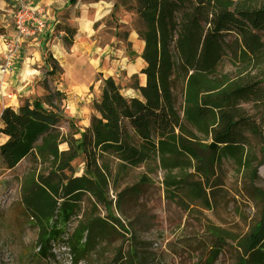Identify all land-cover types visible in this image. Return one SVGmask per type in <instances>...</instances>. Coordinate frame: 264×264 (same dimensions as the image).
Returning <instances> with one entry per match:
<instances>
[{"label": "trees", "instance_id": "1", "mask_svg": "<svg viewBox=\"0 0 264 264\" xmlns=\"http://www.w3.org/2000/svg\"><path fill=\"white\" fill-rule=\"evenodd\" d=\"M250 2L116 0L114 6H127L141 21L136 34L143 42L145 85L134 86L137 95L123 96L113 78H102L88 126L75 131L77 139L62 137L68 149L49 159L38 154L41 129L36 113L56 120L59 116L43 106L51 105L50 99H26L16 109L0 111V134L6 136L0 143V198L4 200L3 190L14 178L17 209L36 228L34 246L40 259H55L54 247L61 245L77 264L91 253H101L102 243L118 234L93 210L81 212L84 199L91 196L105 206L115 225L123 227L106 199L110 178H115L111 160H117V172L145 165L138 184L150 182L148 173L159 169L166 196L183 188L207 209L210 173L229 160L243 171L261 203L260 218L242 240L234 264H264V191L254 185L261 162L254 164L256 154L249 142V137L262 139L263 124L256 114L264 113V4ZM74 33L66 29L67 43L72 44ZM224 60L233 71L218 70ZM175 83L182 85L179 110ZM211 142L216 145L210 147ZM76 158L84 163L81 175L72 165ZM23 160L27 166L10 177L8 172ZM129 190L135 192V187ZM73 220L77 225L68 231ZM218 252L213 250L211 259ZM114 264L145 263L117 259Z\"/></svg>", "mask_w": 264, "mask_h": 264}, {"label": "rangeland", "instance_id": "2", "mask_svg": "<svg viewBox=\"0 0 264 264\" xmlns=\"http://www.w3.org/2000/svg\"><path fill=\"white\" fill-rule=\"evenodd\" d=\"M115 2L101 0L102 6L106 4L103 8L91 5L87 13L91 22L81 30L80 37L81 18L75 9L74 21L68 22L62 17L55 26L50 45L43 52L39 78L28 98L30 103L36 97L43 101L50 99L51 105L44 103V108L59 116L50 122L43 113H36L41 129L37 142L41 158L49 159L68 149V142L62 141V137L77 139L79 134L75 131H83L88 126L93 100L100 95L102 74L107 73L105 68L99 72L103 61L110 64L108 77L120 86V94H128L139 82L143 44L136 31L142 24L127 6H114ZM250 3L264 4V0ZM66 29L75 30L72 44L64 39ZM218 70L231 72L233 68L224 60ZM173 92L179 110L182 85L175 83ZM249 106L245 107L254 114ZM256 115L263 124L262 139L249 137V142L256 154L254 164L261 162L254 185L264 191V113ZM72 165L76 175L83 174L81 158H76ZM110 165L115 178H110L106 199L110 201L109 211L119 218L123 227L113 223L102 203H94V198L87 196L81 212L93 210L118 234L113 233L107 244L102 243L105 248L101 253H91L87 260L77 264H114L117 259H143L145 264H234L236 255L242 251V240L260 218V200L254 196L243 171L232 161L222 160L210 173L206 184L211 196L209 209L183 188L175 196H166L159 169L148 173L150 182L138 184L139 175L146 172L145 165L119 172L117 160H111ZM26 166L23 160L8 175L20 174ZM132 187L135 192L129 190ZM4 192V200L0 198V264H74L61 245L54 247L55 259L38 257L34 246L36 228L26 223L17 209L19 200L14 178ZM76 225L77 220H73L67 230ZM216 248L219 252L211 259Z\"/></svg>", "mask_w": 264, "mask_h": 264}, {"label": "crops", "instance_id": "3", "mask_svg": "<svg viewBox=\"0 0 264 264\" xmlns=\"http://www.w3.org/2000/svg\"><path fill=\"white\" fill-rule=\"evenodd\" d=\"M26 1L33 9H42V11L44 12L45 27L41 33L28 36L25 39L22 51L15 58V71L0 76V111L4 107L8 106L16 109L21 103L28 99L31 92H33L34 84H36L35 82L39 78L40 74L39 66H41V64L43 63V52H45L48 48L47 46L50 45L52 33L55 29L56 24L60 22V19L62 17H65L68 22L74 21V11L77 10L81 18L80 23H78V35L80 37L81 30L91 22V19L87 14L88 8L91 5H100L102 8L104 7V5H106L103 3L104 5L102 6L101 0L94 2H89L87 0H77L74 4L70 3L69 0ZM14 8V0H0V36L13 33ZM85 20H88V23L84 22ZM4 49V44L0 38V62L4 54ZM143 66L144 61L138 67L140 76L138 82L139 86H144L146 82L145 74L141 73V68H143ZM109 67L110 64L107 61L102 62L99 72L102 73L105 69L107 71L106 74H102V78L108 77ZM134 71L135 69L133 70V72ZM102 78L100 80V83L102 81ZM137 93V90L131 88L129 89L128 94L122 93L121 95L134 96L137 95ZM97 97H99V95ZM85 125L86 123L84 124V126ZM5 139L6 136L0 134V141H4Z\"/></svg>", "mask_w": 264, "mask_h": 264}, {"label": "built area", "instance_id": "4", "mask_svg": "<svg viewBox=\"0 0 264 264\" xmlns=\"http://www.w3.org/2000/svg\"><path fill=\"white\" fill-rule=\"evenodd\" d=\"M14 3V31L0 36L5 48L0 62V76L15 71V58L22 51L25 39L41 33L45 27L44 12L41 8L33 9L26 0H14Z\"/></svg>", "mask_w": 264, "mask_h": 264}, {"label": "water", "instance_id": "5", "mask_svg": "<svg viewBox=\"0 0 264 264\" xmlns=\"http://www.w3.org/2000/svg\"><path fill=\"white\" fill-rule=\"evenodd\" d=\"M216 144L214 142L210 143V147H214Z\"/></svg>", "mask_w": 264, "mask_h": 264}, {"label": "bare ground", "instance_id": "6", "mask_svg": "<svg viewBox=\"0 0 264 264\" xmlns=\"http://www.w3.org/2000/svg\"><path fill=\"white\" fill-rule=\"evenodd\" d=\"M84 22L88 23V20H85Z\"/></svg>", "mask_w": 264, "mask_h": 264}, {"label": "clouds", "instance_id": "7", "mask_svg": "<svg viewBox=\"0 0 264 264\" xmlns=\"http://www.w3.org/2000/svg\"><path fill=\"white\" fill-rule=\"evenodd\" d=\"M0 143H3V141H0Z\"/></svg>", "mask_w": 264, "mask_h": 264}]
</instances>
